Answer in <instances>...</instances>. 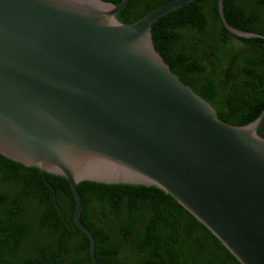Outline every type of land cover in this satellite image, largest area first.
<instances>
[{
	"label": "water",
	"instance_id": "water-1",
	"mask_svg": "<svg viewBox=\"0 0 264 264\" xmlns=\"http://www.w3.org/2000/svg\"><path fill=\"white\" fill-rule=\"evenodd\" d=\"M194 0L135 22L129 0H0V155L77 185L154 186L203 225L239 264H264V137L223 122L155 50L152 26ZM238 38H264L230 27Z\"/></svg>",
	"mask_w": 264,
	"mask_h": 264
},
{
	"label": "trees",
	"instance_id": "trees-1",
	"mask_svg": "<svg viewBox=\"0 0 264 264\" xmlns=\"http://www.w3.org/2000/svg\"><path fill=\"white\" fill-rule=\"evenodd\" d=\"M170 1L129 0L116 18L122 24L135 22ZM222 7L230 27L264 37V0H222ZM152 42L172 73L209 102L223 122L244 126L261 114L264 38L229 33L217 0H194L161 17L152 26ZM257 134L264 137V121ZM77 189L80 220L94 237L100 264H239L203 225L154 186L84 181ZM31 206L40 212L37 241L29 240ZM74 208L65 178L0 155V264H92L89 241L73 222Z\"/></svg>",
	"mask_w": 264,
	"mask_h": 264
},
{
	"label": "rangeland",
	"instance_id": "rangeland-1",
	"mask_svg": "<svg viewBox=\"0 0 264 264\" xmlns=\"http://www.w3.org/2000/svg\"><path fill=\"white\" fill-rule=\"evenodd\" d=\"M40 214L39 210L35 207H29L28 213H27V220L30 224V236L29 240L31 241H37L39 237L42 235V233H39V231L35 227V221L37 216Z\"/></svg>",
	"mask_w": 264,
	"mask_h": 264
},
{
	"label": "flooded vegetation",
	"instance_id": "flooded-vegetation-1",
	"mask_svg": "<svg viewBox=\"0 0 264 264\" xmlns=\"http://www.w3.org/2000/svg\"><path fill=\"white\" fill-rule=\"evenodd\" d=\"M217 12H218V11H217ZM55 240H56V239H53V243H52V244H54V245L56 246V242H55ZM77 243H78V241H77ZM21 244H24V241H22ZM23 248H25V247L22 245V247L20 248V250H19L18 253H17L19 256H23V251H22ZM63 253H64V252H63ZM88 257H89V251H88ZM95 257H96V250H95ZM89 260H90V262L92 263L90 257H89ZM92 264H93V263H92Z\"/></svg>",
	"mask_w": 264,
	"mask_h": 264
}]
</instances>
